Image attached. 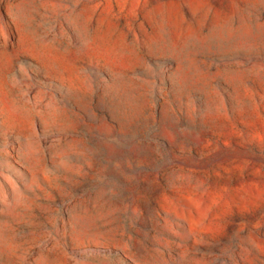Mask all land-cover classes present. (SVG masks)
I'll list each match as a JSON object with an SVG mask.
<instances>
[{
  "label": "rangeland",
  "instance_id": "1",
  "mask_svg": "<svg viewBox=\"0 0 264 264\" xmlns=\"http://www.w3.org/2000/svg\"><path fill=\"white\" fill-rule=\"evenodd\" d=\"M0 264H264V0H0Z\"/></svg>",
  "mask_w": 264,
  "mask_h": 264
}]
</instances>
